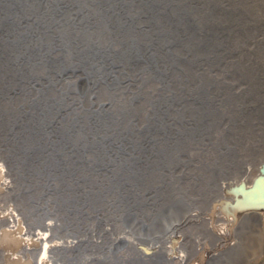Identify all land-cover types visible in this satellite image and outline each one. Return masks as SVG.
I'll return each instance as SVG.
<instances>
[{
    "label": "bare ground",
    "instance_id": "6f19581e",
    "mask_svg": "<svg viewBox=\"0 0 264 264\" xmlns=\"http://www.w3.org/2000/svg\"><path fill=\"white\" fill-rule=\"evenodd\" d=\"M102 1L109 2V0ZM238 1L245 6L244 0ZM221 2L223 0H119L117 13L121 24H125L130 19L128 15H136L140 18L134 30L112 31L114 34L111 35L108 25L112 26L113 22L105 13L112 11L113 7L97 8L90 0H65L66 4H74L75 10V4L81 9L78 14L71 17V22L76 25L74 32L67 25L66 20L59 19V23L53 19L50 0H0V91L4 93L0 102L2 128L10 129L18 118L17 107L8 103L13 96L11 93L15 95L20 93L26 97L25 110L37 102L36 121L41 120L45 117V114L42 116V112L53 102L50 100L51 92H47L49 80L56 79L63 73L64 68L67 69L71 65L94 64L91 62L94 59L91 51L96 47L110 51L112 56L117 53L118 55L114 57L131 60L133 58L131 42H133L142 52V61L134 62L137 70L130 76L142 80V91L146 99L142 107V116L146 114L145 131L155 132L153 157L156 160L151 161V157L147 155L146 161V156L142 154V176L147 175L144 169L145 162L150 166L158 165L161 161L172 163L179 156V143L192 141L204 143L212 137L219 138L216 133L221 130V121L217 115L219 110L217 97L224 93L221 87L229 84L215 73L222 62L220 47L223 45L232 47L238 42L250 40L248 35L247 38L232 35L230 29L235 23L228 22L231 20H222L226 29L221 33L228 31L230 35L222 43L220 33L208 27L209 21L205 20L210 13L208 6ZM123 8L127 11L123 12ZM223 11L231 13L233 10ZM250 19V23L253 22L251 15ZM247 21L244 18L241 24L245 26ZM97 23L100 27L95 28ZM255 26V31L259 32L260 27L258 24ZM103 34L113 37L99 38ZM110 59L112 63H116L113 57L110 56ZM108 65L111 67L110 64ZM139 67H142L140 68L142 72H139ZM176 85H179V89H175ZM125 88L126 86H123V89ZM130 98L131 95L125 96L124 105L129 103ZM257 102L264 104L262 95ZM122 110L126 109L121 107L119 112ZM115 114L118 120L121 116L117 111ZM120 121L123 123L124 120ZM109 124L112 125L111 121ZM109 124L107 122L108 126ZM102 127L103 125H99L100 131ZM66 128L61 127L54 134L47 135L43 126H37L39 135L33 138V141H36L37 147H41V157L37 156L33 160L36 170L41 169L43 159L55 156L64 145L65 131H68L69 126ZM44 136L52 138L47 142L38 143ZM52 140L54 144L51 146ZM224 143L226 147L224 153H228L226 158L233 161V146L227 139H224ZM29 146L21 142L22 148ZM218 147L221 148L220 143ZM143 149L145 148L142 147V153H144ZM64 151L65 149L63 153ZM251 151L252 149L241 145L234 154L238 158H243ZM4 156L6 155L3 152V145L0 143V158L3 159ZM134 156L141 155L136 152ZM95 158L105 161L101 151L96 153ZM62 159L63 156L59 154L58 160L61 162ZM244 159L245 164L237 160H234L233 165L224 163L219 167L220 172L212 177L207 186V200L210 204L205 217L194 214V210L189 215L177 216V223L182 225L181 228L190 221L195 225L205 223V232L195 237L196 249L185 241L181 232L180 234L178 232V237L163 233L160 237L162 244L151 247V251L141 246L137 248L138 251L128 248L120 253L121 257L129 260L134 256H142L143 259L149 258L150 264H225L230 251L224 258L221 259L220 256L227 248L234 246L233 239L237 229L244 221H252L253 217H260L264 212V209H257V207L264 208V153L252 151L250 157L245 156ZM154 169L153 165L152 170ZM6 173L8 174L7 169ZM56 174L57 178L53 182L61 189L63 172L57 171ZM149 176L150 183L142 181V189L153 183L151 178L156 176L158 180L161 178L157 170L156 176L154 173ZM114 177L118 182L124 179L118 170L115 171ZM1 179L3 178L0 167V182ZM95 179L98 184L106 183L104 178L95 177ZM258 179L262 181L255 184ZM40 180L47 179L40 176ZM0 186L2 187L0 224L5 225L4 228H0V240L6 241L9 249H14L15 243L21 241L18 247L23 256L18 257L20 255L16 254L13 258L18 260L15 262L26 263L23 259L25 258L30 264H71L68 259L57 258L50 254L49 251L59 247V244L57 242L49 244L52 240L48 234L36 231L32 235L28 231L23 233L21 230H16L18 227L23 228L24 225L18 222L20 217L24 219L21 212L27 215L29 211L20 200H17L19 208L13 206L15 203L6 204L4 201H10L11 192L2 184ZM91 192L92 188L87 190V193ZM192 198L195 200L194 197ZM197 203L198 205L203 203L202 199L200 198ZM150 212L154 218H158L160 209L153 207ZM29 221L30 219H27L26 222ZM165 223H167L166 227H169L167 218H164L159 225ZM30 229L33 231L34 227ZM128 239L130 245L135 243V240ZM165 241L167 243L163 244ZM65 244L71 245L72 241L68 240ZM178 245L183 246L186 255L175 256L174 250ZM160 247L164 248L162 252L166 255L165 261L160 256ZM41 252L43 256L37 260V254ZM192 261L198 262L192 263ZM144 263L145 261L142 260L139 264Z\"/></svg>",
    "mask_w": 264,
    "mask_h": 264
},
{
    "label": "water",
    "instance_id": "95a60500",
    "mask_svg": "<svg viewBox=\"0 0 264 264\" xmlns=\"http://www.w3.org/2000/svg\"><path fill=\"white\" fill-rule=\"evenodd\" d=\"M90 1L97 8L113 7L112 11L105 13L113 22L112 26L108 25L111 35L115 31L134 30L137 27L139 16L128 15L130 19L125 24L119 21V0ZM50 2L53 19L59 23L60 20H66L67 25L76 32V25L71 22V17L81 9L78 7L75 10L74 4H66L65 0ZM218 5L220 3L209 5L212 7V15ZM126 11L123 8V12ZM214 18L215 20L207 16L208 27L220 33L222 43L230 35L228 31L221 33L226 26L217 16ZM94 27H100L99 23ZM255 35L258 36V33L248 34ZM109 37L112 39L113 36H99ZM131 48V60L114 57L118 54L114 53L112 56L110 51L96 47L91 51L94 56L91 62L94 64L82 63L64 68L63 73L48 82L47 92H51L50 100L53 102L42 112L45 117L41 120L36 121L37 102L25 110L26 97L10 92L13 96L8 103L17 107L18 118L8 130L2 128L0 121V143L6 155L3 159L11 174L17 177L19 186L16 201L20 200L29 211V216L33 217L31 219L34 224L31 228L49 231L52 239L75 241L71 247L56 248L52 252L53 256L68 259L71 264H139L142 260L145 261L144 264H150L149 258L134 256L124 260L120 253L128 248L138 251L137 248L142 244L152 248L159 246L162 244L160 237L163 233L178 237V230L186 225L181 228L182 225L177 223V216L189 215L192 210L200 208V204L192 198L195 191L185 186L188 178L182 167H187L186 161L176 158L172 163L161 161L158 165L152 164L155 169L159 166L156 170L160 180L157 179L156 170H152V166L145 162L147 175L142 176V154L147 161V151L143 149L142 153V132L135 134L132 129L133 120L139 119L141 115L138 105L143 98L140 94L142 83L139 86L137 81L141 78L130 76L136 73L134 62L142 61V52L133 42ZM110 56L116 63H112ZM140 68L142 67L138 70L142 72ZM123 86L127 90L132 87L138 89L139 95L134 94L127 105H124L127 90ZM20 96L24 100L17 106ZM2 100L1 95L0 101ZM106 102L109 103L107 108ZM121 107L126 110L119 112ZM115 111L121 116L118 120ZM121 119L124 120L123 123ZM110 121L112 125L109 124ZM99 125H103L101 131ZM37 126H43L47 135L69 126L68 131H65L64 145L55 156L42 160L40 170H36L33 163L35 157H41V147H37L36 141H33L39 135ZM51 138L44 136L38 143L47 142ZM21 142L30 146L22 148ZM53 144L52 140L50 145ZM98 151H101L105 161L95 158ZM136 152L141 156L135 157ZM59 154L63 156L61 162L58 160ZM116 170L124 178L120 182L114 177ZM57 171L63 172L61 189L53 182L57 178ZM152 173L156 176L151 178L153 183L142 189V181L150 183L149 175ZM40 176L47 180H40ZM95 177L104 178L106 183L98 184ZM261 181L262 179H258L255 184ZM195 187L198 188V185ZM90 188L92 192L89 194L87 190ZM201 199L203 201L205 198ZM153 207L160 209L158 218H154L150 212ZM164 218H167L169 227H166L167 223L159 225ZM48 220L54 221L52 228H47L44 224ZM128 238L135 240V243L130 245ZM165 243L167 242L163 244ZM160 249V256L165 261L166 255L162 252L164 248Z\"/></svg>",
    "mask_w": 264,
    "mask_h": 264
},
{
    "label": "rangeland",
    "instance_id": "374dc122",
    "mask_svg": "<svg viewBox=\"0 0 264 264\" xmlns=\"http://www.w3.org/2000/svg\"><path fill=\"white\" fill-rule=\"evenodd\" d=\"M244 3L245 6L238 0H223L220 5L216 6L217 9L214 11L213 15L212 7H208L210 9V13L208 14L209 18L215 20L214 16H217L221 20H231L235 23L230 29L232 35L237 37L245 36L247 38L248 34L258 33V37L249 36L250 40H244L233 44L231 48L226 45L221 47L220 54L222 56L220 61L222 62L217 67L215 73H218L220 78L229 84L221 87L224 93L217 97L219 106L217 115L221 121V130L216 133L219 138L212 137V139L206 140L204 143L199 141H192L185 144L179 143V156L176 157L186 161L187 167H182L184 175L188 178L185 186L195 191L193 197L196 202H198L200 198H205L202 201L203 203H199L200 208L194 211V214L204 217L208 213L210 204L206 197V188L212 177L220 172L221 168L219 169V167H222L224 163L233 165L234 160L245 164L246 160L244 157H250L252 151L260 153L262 151L264 153V104H259L257 102L261 95L264 99V0H244ZM75 8L76 10L78 9V7ZM236 8H238L237 11ZM228 9L233 11L231 13H225V11H223ZM250 15L253 20L251 23ZM242 18L248 20L245 26L241 24ZM256 24L260 27L259 32L255 31ZM252 38L253 40H251ZM141 83L142 80L137 81L139 86ZM175 89H179V85H176ZM126 90L127 88L125 91ZM137 92L138 89L132 87L127 90L125 95H131V100L134 94H138ZM3 94L4 93L0 91V96H3ZM140 94L143 97L141 103L138 105V110L141 115L139 119L133 120L132 129L135 134L142 132V147L147 151L148 157H151V161H154L156 158L153 157L155 155L153 143L150 142L154 140L153 134L155 132H144L146 114L142 116V107L146 99L143 91ZM18 100L20 101L17 106H20L23 103L21 100L24 99L20 96ZM105 104L106 108L109 107L108 102ZM216 121L217 119H215V122ZM144 135L147 137L144 138ZM224 139H227L233 146V161L230 158H226L228 153H224L226 149ZM218 143L221 144V148L218 147ZM241 145L247 149H252V151L243 158H238L234 152H236ZM222 147H224V149H222ZM0 167L3 178L0 184L6 189H10L11 192L9 195V200L11 202L7 200L4 202L6 204L15 203L13 206L19 208L18 202L16 201V194L19 192L17 177L14 174L8 175L6 173L5 162L2 158H0ZM196 184L198 188L195 187ZM0 190H2L1 186ZM227 197L229 196L227 195ZM4 202H1V204H4ZM21 213L24 219L20 217L21 219H18V222L20 224L24 223V225L22 226L23 228L20 229V227H18L16 230H21L23 233L28 231L31 232L32 235H34L36 231L49 234V231H43L40 228L31 231L30 226L34 224L33 219H31L33 217H30L29 214L26 215L24 212ZM27 219H30V221L26 222ZM2 224H0V228L5 227V225ZM204 226V222L195 225L190 221L185 228L178 230V232L179 234L181 232V235L185 237V241L196 249L195 237H199L200 234L205 232ZM192 234L195 235L192 236ZM233 240L234 246L227 248L225 253L223 252L221 254L223 255L222 257H224L225 254H228V251H230V256L227 258L225 264H264V255H262V250L264 249V212L260 217H253L252 221H244L235 232ZM55 242H57L59 246L66 245V241L57 239L52 240L49 244H55ZM19 243L21 245V241L16 242V247L14 249H9L7 247V242L0 240V264H30L25 258L23 259L26 263H22L21 261L15 262L18 260L13 258L16 254L20 255L18 257L23 256L20 253L21 249L18 247ZM141 247L148 251L152 250L150 246L143 244ZM174 254L176 257H178L179 254L186 255L181 245H178ZM37 255V260H40L43 256L42 252ZM46 259L48 260V258ZM194 262L197 263L198 261H192V263Z\"/></svg>",
    "mask_w": 264,
    "mask_h": 264
},
{
    "label": "clouds",
    "instance_id": "9594fccd",
    "mask_svg": "<svg viewBox=\"0 0 264 264\" xmlns=\"http://www.w3.org/2000/svg\"><path fill=\"white\" fill-rule=\"evenodd\" d=\"M126 96V95H125ZM125 102V101H124ZM5 162V161H4ZM5 167H6V169H7V165H5ZM9 170V168L7 169V172H10V170ZM46 223H48V222H46ZM46 223H44L45 225H46V227L47 228H52V226H53V224H46ZM48 225V226H47ZM47 234V233H46ZM48 237L49 238H51V235H50V232H49V234H48ZM72 241V243H74L75 241L74 240H72V239H66V240H64V241ZM68 247H71V246H68ZM54 249H56V247L55 248H53L52 250H50V254H52V252L54 251Z\"/></svg>",
    "mask_w": 264,
    "mask_h": 264
}]
</instances>
